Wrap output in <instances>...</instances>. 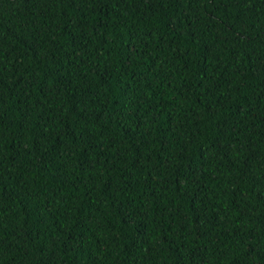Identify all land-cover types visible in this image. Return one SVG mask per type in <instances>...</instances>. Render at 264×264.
<instances>
[{
  "label": "trees",
  "instance_id": "obj_1",
  "mask_svg": "<svg viewBox=\"0 0 264 264\" xmlns=\"http://www.w3.org/2000/svg\"><path fill=\"white\" fill-rule=\"evenodd\" d=\"M0 264H264V0H0Z\"/></svg>",
  "mask_w": 264,
  "mask_h": 264
}]
</instances>
